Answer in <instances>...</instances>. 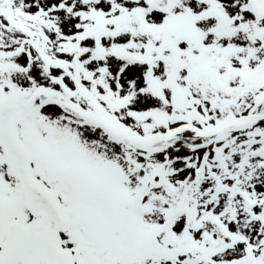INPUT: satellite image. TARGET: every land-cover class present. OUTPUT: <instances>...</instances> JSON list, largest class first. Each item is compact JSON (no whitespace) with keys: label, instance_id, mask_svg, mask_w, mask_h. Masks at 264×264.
Listing matches in <instances>:
<instances>
[{"label":"snow or ice","instance_id":"1","mask_svg":"<svg viewBox=\"0 0 264 264\" xmlns=\"http://www.w3.org/2000/svg\"><path fill=\"white\" fill-rule=\"evenodd\" d=\"M0 264H264V0H0Z\"/></svg>","mask_w":264,"mask_h":264}]
</instances>
